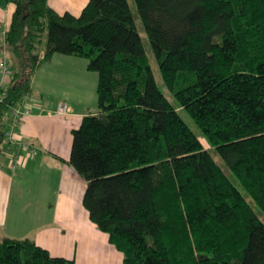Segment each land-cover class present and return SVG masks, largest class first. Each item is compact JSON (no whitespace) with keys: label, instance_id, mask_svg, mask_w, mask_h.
<instances>
[{"label":"trees","instance_id":"1","mask_svg":"<svg viewBox=\"0 0 264 264\" xmlns=\"http://www.w3.org/2000/svg\"><path fill=\"white\" fill-rule=\"evenodd\" d=\"M8 1L0 154L36 71L55 54L86 58L99 110L73 129L68 164L123 264H264V0H133L174 101L129 0H89L78 16L48 0ZM0 264L76 262L5 237Z\"/></svg>","mask_w":264,"mask_h":264},{"label":"rangeland","instance_id":"2","mask_svg":"<svg viewBox=\"0 0 264 264\" xmlns=\"http://www.w3.org/2000/svg\"><path fill=\"white\" fill-rule=\"evenodd\" d=\"M129 2L156 82L166 96L174 101L163 84L157 61L139 19L134 1L129 0ZM52 3H56L55 5L61 11L66 9H73L71 11H75V13L81 11V8L79 10L78 8H75L76 10L69 8L74 7L70 6L69 0H52ZM11 6L6 0H0V9L4 10L6 14L10 11ZM9 19L10 16L8 15L7 20L9 21ZM4 25L1 22L0 55L4 53L2 32L5 29ZM5 49L9 59L8 50ZM87 64L88 60L86 58L55 54L49 62H46L37 71L33 86V97L39 99L42 94L44 97L42 101L46 110L62 99L69 103V114L71 116L80 113L78 114L79 117L63 116L56 123L55 121H41V123H38L34 133L36 143L44 146L42 155H39L44 156V159L38 160V156L37 160L30 162L28 167L20 172H26L27 175L22 176V178H26L27 181L31 178L32 187L41 192L45 190L55 206H62V210L47 209L44 212L39 211V216H35L34 219L26 221V219L20 218L16 222L14 221L17 226H10L9 228L4 226V230L14 231L19 235L40 233V236L49 239L55 246V248L52 247V254L65 255L69 258L76 255L78 264H106L110 263V260L121 262L124 255L114 244L109 243L108 233L102 231L90 219L88 211L83 205V195L87 186L86 180L77 173L74 167L68 164L65 165L61 161L57 163L52 160L51 155L48 153V151L59 152L68 157L72 145L73 129L79 127L83 116L97 113L99 110L97 96L98 73L89 70ZM181 115L187 124L198 133L197 125L189 115L185 111H182ZM17 129L19 130V127ZM21 130L22 128L19 131L21 132ZM201 140L205 147H209L203 138ZM3 151H5V147ZM6 156L0 154V168H4L8 175H14L7 168ZM215 159L226 168L219 156L215 155ZM65 170H69V172H64ZM70 170L73 173L71 178L67 180L66 175L70 173ZM46 181L48 183L44 186L43 184ZM23 185H26V183H23ZM260 217L264 221V216L260 214ZM82 237H84V244L82 243ZM108 248H111L115 255Z\"/></svg>","mask_w":264,"mask_h":264},{"label":"crops","instance_id":"3","mask_svg":"<svg viewBox=\"0 0 264 264\" xmlns=\"http://www.w3.org/2000/svg\"><path fill=\"white\" fill-rule=\"evenodd\" d=\"M6 1L7 3H10L8 0ZM88 1L89 0H69V3L71 4L70 6H74V7H69V8H74V9L78 8V10L81 8V11H82V9L84 8V6L87 4ZM48 2L59 13H64L66 11H69L76 16H78L81 13V11L80 13H75V11H71L73 9L71 10L66 9L64 11H61V9L55 5L56 3H52V0H48ZM10 4L12 6H11L10 11L7 14L4 10L0 9V24L1 22L5 24L4 31L7 30L8 28L7 24L9 25L13 11H14V5L12 3ZM8 15L10 16L9 21L7 20ZM36 73L33 76L32 86H34V83H35ZM0 81H1V73H0ZM7 83H8L7 81H2L1 87H5ZM33 91H34V88H33ZM33 91H32L31 96L29 97L31 100V108H30L31 112L28 115H24L20 119V121L18 122L16 126V129L17 127H19V130L22 128L21 132L17 129L18 135L22 137L23 140L30 143L35 148L34 154L28 158H25L24 157L25 151L19 148L9 150L7 141L4 142L3 147H2L3 155L8 156L9 154L11 155L13 151H16V152H19L20 155L22 156V161H21V165L13 169L9 164L10 157L6 156L7 160L6 159L5 160L7 163V168L14 175H10V174L8 175V173L4 171V168H0V240L5 237H11V238L29 237V238L34 239L38 245L48 249L51 253L52 247L55 248V246L50 242L49 239H46L40 236L39 235L40 233H36L34 235H30V234L19 235L15 233L14 231L4 230V226L6 228H9L10 226H17L15 222L20 218H24L26 219V221H28V219H34L35 216H39V213H38L39 211L44 212V210H47V209H53V210L58 211V210H62L63 208L62 206H55V203L50 197L47 196V193L45 190H42L41 192L40 190L34 189L32 187V182L30 181L31 178H29V181H27L26 178H22V176L27 175L26 172L20 173L21 170H25L28 167L30 162H34L35 160H37V157L40 154L42 155V152L44 151L43 149L44 146L42 144L36 143L37 141L35 139L36 137H35L34 129L37 126V124L41 123V121H55L56 123L63 116H71L69 112L67 114H58L57 104L54 106L48 107L46 110L44 107L43 101H42L43 100L42 98H44L43 95L41 94L39 96V99H36L33 97L34 95ZM59 101H64V100L61 99ZM65 102L69 105L67 101ZM69 108H70V105H69ZM78 114L80 113L73 114L71 117H79ZM4 147H5V151H3ZM70 152H71V146H70ZM48 153L51 155L52 160L56 161L57 163L61 161L65 165L68 164L70 153L68 157L60 154L59 152L48 151ZM43 159H44V156L38 157V160H43ZM64 172H69V170H65ZM72 173L73 172L71 170L69 174L67 173L66 175L67 180L71 178ZM23 183H26V185H23ZM44 183L45 184L43 185L45 186L48 183V181ZM20 216H23V217H20ZM82 240H83L82 243L84 244V237H82ZM108 249L109 251H112V253L115 255V253L113 252L111 248H108ZM54 256L66 257L65 255H54ZM66 258H69V257H66ZM116 258L119 259L118 256H116ZM69 259H74L76 264H78L76 255H74L73 257ZM106 264H123V259H121V262H118V260L116 261L110 260V263H106Z\"/></svg>","mask_w":264,"mask_h":264},{"label":"built area","instance_id":"4","mask_svg":"<svg viewBox=\"0 0 264 264\" xmlns=\"http://www.w3.org/2000/svg\"><path fill=\"white\" fill-rule=\"evenodd\" d=\"M6 31H3V37H5ZM5 43L3 41V55H0V73H1V81H0V87L2 81H8L10 80V76L12 73L11 65L8 61L6 49H5ZM31 100L28 96L24 97L23 100L20 102V104L13 106L10 109L9 112V121H8V127L4 133L5 139L8 144V149L12 150L15 148H19L23 151H25V158L30 157L34 154L35 148L25 140H23L22 137L18 135L16 126L20 119L24 115H28L31 112ZM70 108L69 105L65 101H59L57 103V113L58 114H67L69 112ZM10 157L9 164L10 166L15 169L19 165H21L22 156L19 152L13 151L11 155H8Z\"/></svg>","mask_w":264,"mask_h":264}]
</instances>
